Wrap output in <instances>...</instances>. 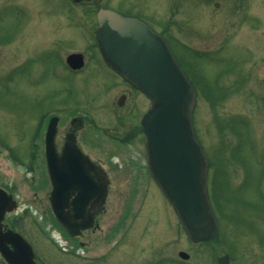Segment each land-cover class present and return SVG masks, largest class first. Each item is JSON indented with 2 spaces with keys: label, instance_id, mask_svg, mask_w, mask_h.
Returning a JSON list of instances; mask_svg holds the SVG:
<instances>
[{
  "label": "rangeland",
  "instance_id": "obj_1",
  "mask_svg": "<svg viewBox=\"0 0 264 264\" xmlns=\"http://www.w3.org/2000/svg\"><path fill=\"white\" fill-rule=\"evenodd\" d=\"M99 6L137 14L163 34L197 84L192 122L208 159L207 186L218 221L215 236L205 242L190 241L171 206L146 180L143 136L122 146L110 137L123 133L116 121L128 109L116 106L122 89L111 87L115 78L94 41ZM6 35L13 37L0 46V187L17 207L4 222L30 243L38 264L116 259L121 264H216L223 254L229 256L227 264H264V0H221L217 6L213 0H0L1 41ZM71 52L85 60L74 76L64 66ZM27 58L24 71L8 74ZM61 101L69 108L57 111ZM148 106L142 94H135L130 119L138 125ZM67 112L84 119L79 143L108 166L111 179L100 230L85 233L79 240L87 244H75L73 250L54 229L59 225L48 201L42 131L33 135L37 118L43 116L44 128L51 114ZM61 136L60 126L56 140ZM117 221L119 232L134 228L133 245L127 248L126 242L100 258L120 236L114 231ZM105 232L110 239L103 248ZM180 250L189 254L187 260L178 257ZM0 264H6L1 257Z\"/></svg>",
  "mask_w": 264,
  "mask_h": 264
},
{
  "label": "water",
  "instance_id": "obj_2",
  "mask_svg": "<svg viewBox=\"0 0 264 264\" xmlns=\"http://www.w3.org/2000/svg\"><path fill=\"white\" fill-rule=\"evenodd\" d=\"M96 19L94 35L102 59L150 101L140 123L152 179L172 206L189 239L200 242L211 238L217 223L207 193L208 161L194 133L192 112L196 92L190 80L164 37L143 21L106 8L98 9ZM66 63L73 70L80 69L83 56L70 53ZM56 123L57 117L52 116L44 134V155L51 183L49 203L59 224L74 236L93 225L94 214L87 211L85 198L96 182L88 177L82 185L73 182L71 175L85 170V164L91 173L99 168L81 154L71 134L65 138L62 153L57 154ZM73 184L82 190L68 204V189ZM105 186L106 180L102 201ZM16 206L11 194L0 187V255L6 264H37L31 245L3 224L5 214ZM178 255L182 259L189 257L184 251ZM227 262V255L217 257L218 264Z\"/></svg>",
  "mask_w": 264,
  "mask_h": 264
},
{
  "label": "flooded vegetation",
  "instance_id": "obj_3",
  "mask_svg": "<svg viewBox=\"0 0 264 264\" xmlns=\"http://www.w3.org/2000/svg\"><path fill=\"white\" fill-rule=\"evenodd\" d=\"M68 1L72 2V4H76L73 0H68ZM93 1L94 0H83V3L88 4V3L93 2ZM219 1H221V0H213V2L217 3V5H218ZM104 8H106V7H104ZM121 14H123V13H121ZM123 15L138 18L147 24V22L144 19L140 18V16L137 14H132V15L123 14ZM6 37H8V38H6ZM6 37H5L6 40L4 39V41H1V39H0V46H1L2 42L5 43V42H8L10 39H12L13 35H12V37L11 36L9 37L6 35ZM27 60H28V58L25 61L22 60V62L19 63L18 66H17V64L15 66H13L12 71H10L8 74H10V73L14 74L15 72L24 71L23 69L26 66ZM102 63L104 64L105 68L110 72L112 77L115 78V80H114L115 83L111 87L118 86V87H121V89H122V90H120V92L116 96V99H114L116 106L121 110H125V108L128 109L127 112L125 114H123V116L119 115L122 118L118 117L117 121H116L119 124V127H121L123 129V133H121V135H117L114 132H112L110 137L117 140L119 142V145L120 144L132 145V144H134V141L138 139V137L143 136L142 128L140 125L141 117L138 120V125H137L136 122H134V120L130 119V115H129L132 111H134V108H133L134 95L135 94L139 95L140 92L136 88H134L132 85H130L128 82L123 80V78L121 76H119L114 70H112L104 61H102ZM64 66H65L66 70H68V73L72 74L73 76L77 72L75 70H72L67 65L65 60H64ZM55 106H57V108H56L57 111H60V108H59L60 106L65 107L68 105H66V103L64 101H61L58 104H56ZM68 108H69V106H68ZM62 110L64 111V108H62ZM69 113L70 112H67L66 116L65 115L61 116L58 113L50 115V117L51 116L57 117L56 132H55V139H54L55 149H56L57 154L60 155L62 153L65 138L67 135L71 134L75 140V145L78 148V150L81 152V154L83 156L87 157L91 162H93L95 167L99 168L98 170H95L94 172L91 173L90 171L86 170V167H88V165L85 164L84 165L85 170H82L81 172H74V173H72L73 175H71V177L73 178L72 179L73 182L77 181L78 183H80L82 185H83V181H85L88 177H91L96 182V185L93 186L90 189V191L87 189V191H89L90 194L85 198V200L88 201L87 211L89 213L94 214L93 225L89 228L80 230V232L78 234L71 236L55 220V222L59 225V228H61L63 230V232H62L58 227L54 228V229H56V232L59 234V239L62 240L65 244H67V247L69 248L68 250H73V249H75L74 248L75 244L76 245L78 244L79 246H85L87 244V242L83 243V242H81V240H79L82 238V236L85 235V233H94L97 230H100V228H101L100 219H102L104 217V215H106V213H107V199L110 196L109 193H110L111 179L109 178V170L110 169L108 168V166L103 165L101 162H99L96 159H94L93 157H91L90 153L85 151V149L79 143L80 137H78V134H79L78 132L81 131V129H83V127H84V119L81 117V120H78L77 116H75L74 114L69 115ZM42 117L43 116H40L39 118H37V124H36L37 129L33 133V135L38 134V133L40 134V132L42 131L41 143H42V150L44 153V133H45V129H46L48 119L50 117L47 119V121L44 125V128L42 127V124H41L42 123V120H41ZM37 125H38V127H37ZM60 126L62 127V136L57 141L56 140L57 131H58ZM39 127H40V131H39ZM42 128H43V130H42ZM143 139H144V137H143ZM31 140H32V137H31ZM83 141H85V138L83 139ZM122 145H120V146H122ZM28 149L30 150V153L33 152L32 141L29 142ZM133 169L135 171H141V168H139V169L133 168ZM133 169H130V170L133 171ZM142 171H145L144 176H145L146 180L148 179V181H152V183L155 185V183L153 182V180L149 174L147 166H145V168ZM82 172H84L85 174ZM85 175H86V177H84ZM48 180H49V178H48ZM104 180H106V186H105V196H104V199L102 201L101 195L104 191V187H103ZM133 181H134V179L131 178V181L129 184H134ZM135 181H136L135 183H138L139 179L137 178V179H135ZM69 184H70V180H69ZM68 190H69L70 194L67 197L66 201L68 204H70L75 199V197L77 196V192L79 190H82V188H77L76 185L73 184L69 187ZM216 194H217V198H218L219 194L218 193H216ZM48 201H49V196H48ZM96 202L97 203L99 202L98 206L94 205V203H96ZM119 226H120V223H118V221H117L116 226H115L116 228L114 229V227H113L112 229H114V231L117 233V232H119V228H118ZM133 231H134V228H131V227L120 231L119 232L120 236L115 241L116 244L114 243L115 245L114 246L112 245L113 248H111V249L105 248V251H103L101 253L100 258L104 257V259H105L106 256L109 257L112 253L117 251L118 248L123 247L126 242H128V244L125 245L127 248L129 246L133 245V241H134L133 237H130L133 234ZM119 233H117V235ZM139 234L140 233L138 232V239H139ZM109 239H110L109 232H105L104 235L100 237V241H101V244L103 245L102 246L103 248L107 246V241ZM108 264H121V260L116 259L112 262L111 261L108 262ZM144 264H152V263L146 262Z\"/></svg>",
  "mask_w": 264,
  "mask_h": 264
},
{
  "label": "trees",
  "instance_id": "obj_4",
  "mask_svg": "<svg viewBox=\"0 0 264 264\" xmlns=\"http://www.w3.org/2000/svg\"><path fill=\"white\" fill-rule=\"evenodd\" d=\"M175 57H176V55H175ZM179 58H180V57H179ZM176 59H177V57H176ZM177 61H178L179 64L181 65V63H180V61H179L178 59H177ZM182 68H183V67H182ZM183 69H184V68H183ZM184 71H185V69H184ZM185 73H186V72H185ZM198 77H199V76H198V74H197V78H198ZM191 82H192L193 86L195 87V89H196V91H197V87H196L197 84H195V82H194L193 79L191 80ZM206 86H207V85L203 86L202 89L205 90L206 88L209 87V86H207V87H206Z\"/></svg>",
  "mask_w": 264,
  "mask_h": 264
}]
</instances>
